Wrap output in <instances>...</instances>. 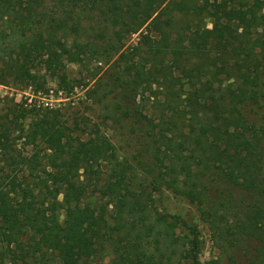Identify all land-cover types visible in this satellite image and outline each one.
Returning <instances> with one entry per match:
<instances>
[{"label":"trees","instance_id":"obj_1","mask_svg":"<svg viewBox=\"0 0 264 264\" xmlns=\"http://www.w3.org/2000/svg\"><path fill=\"white\" fill-rule=\"evenodd\" d=\"M49 83L102 120L0 97V264H264V0H0V84Z\"/></svg>","mask_w":264,"mask_h":264},{"label":"rangeland","instance_id":"obj_2","mask_svg":"<svg viewBox=\"0 0 264 264\" xmlns=\"http://www.w3.org/2000/svg\"><path fill=\"white\" fill-rule=\"evenodd\" d=\"M137 35V33L132 34L127 44L134 43L138 38ZM67 66L69 75L73 77H80L81 74L85 73L79 72L77 64L70 63ZM48 88V91L32 95L30 89L16 88L10 84H0V97L8 96L9 98H14L15 101H23L27 97V102L36 98L43 105L63 108L69 107V111H74V114L79 116L77 118L88 116L93 122H100L102 120L103 112L101 108L90 103V100L85 96V91L88 87L76 86L72 91L67 92L64 90H56V86L53 83H49ZM158 205L164 211L179 214L187 222L197 224L203 241L200 255L201 262L210 259L216 254V249L212 244L213 230L200 220L198 211L193 204L167 192L159 199Z\"/></svg>","mask_w":264,"mask_h":264},{"label":"built area","instance_id":"obj_3","mask_svg":"<svg viewBox=\"0 0 264 264\" xmlns=\"http://www.w3.org/2000/svg\"><path fill=\"white\" fill-rule=\"evenodd\" d=\"M47 104V103H46Z\"/></svg>","mask_w":264,"mask_h":264}]
</instances>
